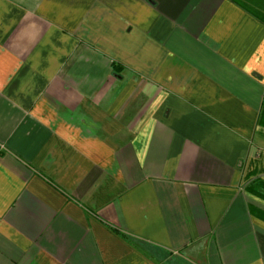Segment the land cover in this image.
Segmentation results:
<instances>
[{
    "label": "crops",
    "instance_id": "crops-1",
    "mask_svg": "<svg viewBox=\"0 0 264 264\" xmlns=\"http://www.w3.org/2000/svg\"><path fill=\"white\" fill-rule=\"evenodd\" d=\"M0 264H264V0H0Z\"/></svg>",
    "mask_w": 264,
    "mask_h": 264
}]
</instances>
